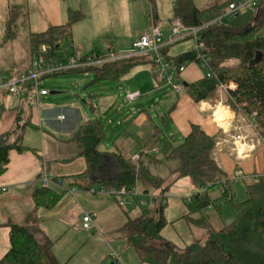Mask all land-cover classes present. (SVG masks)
Listing matches in <instances>:
<instances>
[{"label": "crops", "instance_id": "1", "mask_svg": "<svg viewBox=\"0 0 264 264\" xmlns=\"http://www.w3.org/2000/svg\"><path fill=\"white\" fill-rule=\"evenodd\" d=\"M119 2L125 3V7L129 6L130 9L122 8L125 15L120 20L113 22L111 25L113 34H106L105 37L111 42L112 46H108V48L112 51L128 50L134 40L147 29L145 28L146 24H143L137 28L135 34H130L127 31L135 14L134 7L131 6L129 0H86L85 7L83 3L78 6L75 0H28L29 23L27 24L30 30L29 36L34 32L45 31L50 26L67 23L70 9L87 12V14L83 12L85 16L80 19L81 21L93 17L94 22H96L97 19L94 17L96 14L100 17H114L115 5ZM142 6L143 3H141ZM90 9L94 12H91ZM124 17L126 19L130 18L128 24L123 22ZM163 17V13L158 11V19L155 22L163 27L164 35L168 37L172 31L171 18L173 12L170 14L168 21ZM80 20L77 21V25ZM150 20L152 23V18ZM109 22H112V19ZM93 33L94 29H90L89 35L92 38L89 36L87 38L92 42L89 45L86 36L78 34L77 29L76 32L73 29L72 41L68 43L71 48L67 46L68 50L83 55L91 53L96 46ZM170 49L169 46L168 52L171 57L180 54H172ZM148 65L150 64L134 66L131 71ZM187 66L184 69L183 76L180 75L179 79L189 83L203 77L197 65L191 66L188 64ZM151 68L159 85L164 84L155 75L153 66ZM126 76L119 80L97 84L103 85L101 87L103 89L98 90V92L90 90L95 94L93 98L96 106L95 113H102V117L107 114L110 117L108 122L114 124V119L109 115L115 110L119 112L116 124L109 128L105 125L107 135L100 145L102 150H119L129 159L141 154V161L152 174L169 179V177L174 176L173 172L179 165V162L177 164L173 159L167 158L170 147L181 142L191 132L192 125L197 124L208 134L215 135L218 141H222L220 146H215L213 155L229 177L237 168L238 171H242L244 174L240 179L255 174H264V146L259 147L249 158L243 160H238L232 151L231 142L226 139L230 138L227 135L228 132L233 134L231 132L233 131L232 126H234L232 122L236 113L222 102L221 97L195 102L185 91H174L176 98H171L173 102L165 106L169 114L165 116L162 109H160V113L157 112V117L162 120V125H159L154 120L156 117L149 114L146 108L142 107L140 110L133 108L128 113L119 104L115 89L107 83L121 81ZM141 76H145L144 73ZM126 83L136 87L134 91H140L141 97L145 92H156L153 90L152 81L147 82V84L137 81L132 84L131 81H123L124 87H127ZM126 89L130 90L131 88L127 87ZM88 93L87 95H89ZM32 97L33 95L30 98L31 100H33ZM81 97L82 101L85 102V98ZM165 100L166 98L163 97L158 101L163 103ZM129 102L133 103L132 101ZM140 105L142 104L140 103ZM32 110L34 111L33 117L31 116ZM19 113H22L21 120L23 122H26L29 118L35 120L38 126L32 127L36 129L39 135L36 132L34 133L40 138L30 135V139L35 142H29L30 145L24 143L28 149L22 152L16 149L11 150L7 170L0 175V187H7L6 191L0 193V259L10 248V222L26 226L41 242H52V249L56 257L59 261H66L68 264H105L108 249L114 250L113 245L119 247L117 242H121V247L125 251L127 240L122 228L130 218L138 217L141 214L143 208L141 206L142 198L139 194L146 190V187L138 182L135 194L127 195V202L124 205L119 203V197L117 196L108 193L91 194L85 189L90 185L99 186L102 184L100 181L113 180L117 176L119 165L113 155H106L102 163L89 175L85 185L78 186V190L74 194L66 193L56 185L49 187L64 192L61 200L54 208L36 207L33 198L34 190L43 186L42 175L45 166L48 173L64 179L68 184H72L75 175L86 170V159L78 155V146L73 139L80 124L91 119L85 110V106L80 102H68L58 110L53 104L46 103L44 109L40 110V106L31 107L28 100L22 102L21 96L11 98L8 95L3 97L0 95V133L13 128ZM216 115L221 123H225L227 117L229 122L222 126L216 119ZM25 132L24 138H26ZM187 178L189 177L177 180L163 196L166 205L164 215L167 223L161 230V236L180 249L187 248L195 241L203 242L208 236L204 228L193 226L188 221V214L195 209L192 195L197 190L191 179L188 180ZM91 182H94V184H89ZM158 191L160 189L151 193L158 195ZM219 193V191H215L216 195ZM232 195H235L233 187ZM224 199H220L216 204L210 205L201 212L218 229L226 225L225 219H229L227 212L232 208L228 200L224 202ZM217 204L222 206L220 211L216 207ZM131 210L135 211V214H131ZM86 211L96 213L94 222L97 229L84 228L83 217ZM69 234L68 242L63 243ZM111 260L112 264H117L112 257ZM142 264L147 263L142 262Z\"/></svg>", "mask_w": 264, "mask_h": 264}, {"label": "trees", "instance_id": "2", "mask_svg": "<svg viewBox=\"0 0 264 264\" xmlns=\"http://www.w3.org/2000/svg\"><path fill=\"white\" fill-rule=\"evenodd\" d=\"M150 1L153 8L151 15L155 22L158 19L156 1ZM233 1H216L201 9L197 6V0H174L172 21L178 18L186 27L199 29L200 41L204 43L202 51L208 60V69L212 72V76L205 74L183 87L195 102H200L221 97L219 83L233 82L236 87L223 93L222 102L231 106L236 113L254 118L256 128L264 133V36L259 35L260 29L264 27V0L259 1L252 17L237 24L225 20L226 12ZM82 18L81 10L70 9L67 23L31 33L29 38L32 61L43 43L48 45L47 55L54 60L58 59L60 51L65 48L63 45L72 41L74 24ZM172 44L163 46L161 51L178 69L181 65L199 63L195 49L171 57L168 47ZM258 53L261 58L252 62ZM149 55L151 56L150 53L123 55L112 61L83 65L80 68L43 76L41 79L65 73L92 72L93 77L86 86L89 88L103 82L119 80L140 64H150L158 74V67ZM230 60H238V63L228 64ZM21 71L24 70L15 73L0 70L7 78L14 77ZM22 89V102L28 100L31 107H35L34 97L33 100L30 99L33 83L23 85ZM88 94L84 101L95 111V94L93 91ZM34 111L32 110V117ZM21 118L22 113H19L13 128L0 133V175L7 170L11 150L22 152L28 149L24 145L26 127L38 126L33 118L27 119L26 122ZM106 135L105 123L100 117L88 119L80 124L73 139L78 146V155L86 159L87 168L83 173L75 175L72 183L84 186L89 175L102 163L105 156L111 154L118 162L119 172L113 180H102L100 183L115 189H134L137 183L141 182L146 187V193L160 189L154 203L151 206L141 205V214L130 218L122 228L127 242H131L143 263L264 264V174L247 177L252 179L246 183L247 198L232 203L236 217L218 229L201 212L222 198H225L224 202L234 201L232 182L235 179L229 178L213 155L217 141L215 135H210L200 125L193 124L191 132L169 149L167 158L179 162L178 168L173 172L174 176L169 179L152 174L142 161L137 167L132 159L126 158L119 150H102L100 145ZM183 177H189L197 190L192 195L195 209L188 214V221L193 226L204 228L208 236L204 242L195 241L187 248L180 249L164 240L161 230L167 223L163 196L172 184ZM217 187L220 192L218 195L214 191ZM63 194L64 192L54 188L42 186L34 190L33 198L36 207L52 209L59 203ZM216 207L219 211L222 208L220 204ZM9 226L10 248L0 259V264H68L56 257L52 242L39 241L24 225L10 222Z\"/></svg>", "mask_w": 264, "mask_h": 264}, {"label": "rangeland", "instance_id": "3", "mask_svg": "<svg viewBox=\"0 0 264 264\" xmlns=\"http://www.w3.org/2000/svg\"><path fill=\"white\" fill-rule=\"evenodd\" d=\"M27 1L28 0H0V70H4V71L10 70V72L15 73L18 70H25L26 68H29L32 65V58H31L32 54H31L30 38H29L30 30L27 24L29 23V15H28L29 7L27 4ZM129 1H131V6L134 7L133 9L135 10V14H134L132 23L131 24L129 23V27L127 31L130 34H135L137 28L142 26L143 24H146L145 28L148 29L151 26V24L154 22L152 15H150V13H152V10H153L151 1L150 0H129ZM155 1H156L155 3H156L157 13L158 11L162 12L164 15L163 19H166L168 21L170 14L173 12L172 9L174 7L173 5L174 0H155ZM216 1L223 2L224 0H197V6L203 9V8L210 6ZM75 2L78 4V6H80V3H83L84 4L83 6L85 7L86 0H75ZM141 3H143L142 7H141ZM148 4H149V8H148ZM87 5L89 6V3ZM122 8H125L128 10L130 9L129 6L125 7V3L119 2L118 4L115 5L116 12H114V17H109V16L100 17V16H97L96 14V16L94 15V17L97 19L96 22H94L93 17H90L89 19L85 18L82 21L80 20L78 25L76 24L77 22L75 23L73 27L74 31L76 32V29H77L78 34L80 33V35L82 36L85 35L86 40L89 45H91L92 40H88L87 37L89 36L92 38V36L89 35V32H90V29H94L93 36L95 37L96 46H95V49H92L91 53H88V55L96 54L99 56H104L112 52V49L108 48V46H112L111 42H109L106 39L105 35L113 34L111 32V25L113 24L115 20L118 21L125 15V13L122 12ZM90 11L94 12L91 9ZM82 12L87 14L86 11H82ZM84 13H83V16H85ZM253 15H254V9L249 5H244L240 8L239 14L237 16H234L232 18L225 17V20L229 21V23L231 24H237L241 21H244L252 17ZM151 18H152V23L150 20ZM68 19H69V15H68ZM111 19H112V22H109ZM129 21H130V18L129 19H126L125 17L123 18V22L125 23L127 22L128 24ZM161 28H162V32L164 35L163 27L161 26ZM171 34H172V31L170 35ZM170 35L168 37H165L164 35V42H168ZM259 35L264 36V27L260 29ZM195 45H196L195 40L192 37L185 38L183 40L173 42L172 45H169L171 48L170 53L179 54L181 52L194 49ZM63 46L67 47L68 44L63 45ZM132 46L128 49H131ZM114 52H119V51H114ZM148 57H152V56L149 55ZM237 63H238V60L228 61V64H237ZM194 64L199 67L201 71V76H204L206 74V71L196 62H193L190 65L192 66ZM187 67L188 66H186V68ZM142 73H144L145 76H141ZM183 73L184 71L180 72L179 76L180 75L183 76ZM138 74H140V76H138ZM155 75L158 76V79H160L161 82L163 81L159 72L158 74L155 72ZM92 77H93L92 72L70 73V74L65 73V74H60L56 76L46 77L42 81V85H44V87L48 89L49 94L41 97L42 102H40V110L44 109V106L46 103L53 104V106L59 110L63 107L65 103L80 102L85 106V110L87 111L88 115L91 118H96L99 116L100 118L103 119L107 128L112 127L114 124H116V120L119 116L118 110L112 111L110 113L109 116H112V118L114 119V124H110L108 122V118L110 117H108L107 114L104 115V117H102V113H99V112L95 113V111H93V109L90 107V105L86 101L85 102L82 101L81 96H83L84 98L86 96L88 97L87 93L90 90H95L96 92H98V90L103 89L101 88L103 87V85H97V86L95 85L89 88L86 87L87 84L92 79ZM123 81H131V83L133 82L132 84H134V82L136 81L139 83H145V84H147V82L152 81L154 85L153 90H155L156 92L154 93H152L153 91L145 92L143 93L142 97L138 98L137 101H134V102L132 101L133 103H130L125 94L127 90L126 88L129 87L131 88L130 89L131 91H134L136 87L132 86L130 83L129 84L126 83L127 87H124ZM180 81L183 82L181 79ZM107 84H110L113 86V88L116 91L119 104H121L123 106V109L127 110L128 113L130 109L135 108V109L140 110V108L144 107L148 110L149 114H153L156 117L154 120L159 125H162V120L159 117H157V112L160 113L161 112L160 109H162L164 110V113H165L164 115L167 116L169 113L165 106L171 104L173 102L172 100L176 98V95L170 86L164 85V84L159 85V83L154 78L153 70L150 65H148L147 67H143V68L133 69L129 73V75L123 78L121 81L110 82ZM51 91H56V93H52ZM227 91L228 90H224V91L220 90L221 99H222L223 93L225 94ZM163 97L166 98L165 102L163 103L159 102L158 100L162 99ZM140 103L142 105H140ZM35 105L38 107L37 104ZM229 107L231 110H233L231 106ZM233 111L236 113L235 110ZM243 116L244 114L242 113L235 114L234 120L232 122V125H234L232 126V130H233L231 131L232 133H235L234 131H237V127L239 126L237 125V123L240 122V119ZM34 132L38 134L36 129H34L32 126L27 127L26 132H25L26 138H24L25 144L30 145L29 142L31 143L35 142L30 139V135H35L38 139L40 138V136H37ZM216 142H218V139ZM173 161H175L178 164V160H173ZM237 171H238V168L237 170L236 169L234 170V173L230 175L229 178L236 177ZM187 179L189 180V178ZM251 181L252 179H249V178H245V179L235 178V180L232 182V187L234 189L235 195H234V201L228 200V203H230L229 205H231L232 208L230 211L228 210L227 212L229 219L227 220L225 219L226 224H229L236 217L232 203L242 201L247 198L246 183L251 182ZM218 190L219 189L217 187L214 191H218ZM131 214H135V211L131 210ZM92 229H95V228H92ZM197 236H201V235H197ZM69 238H70V234L67 236V238L64 240L63 243H67ZM117 244L119 247H117L116 245H113V248L117 253L120 254L123 260V263L125 262L126 264H138V263L142 264L140 255L137 252V250L134 248V246L131 245V242L129 241L128 243L126 242L125 251L123 247H121L122 246L121 242H117ZM108 250L111 251L110 248ZM109 251L105 257L106 258L105 264H112Z\"/></svg>", "mask_w": 264, "mask_h": 264}, {"label": "built area", "instance_id": "4", "mask_svg": "<svg viewBox=\"0 0 264 264\" xmlns=\"http://www.w3.org/2000/svg\"><path fill=\"white\" fill-rule=\"evenodd\" d=\"M260 0H234L228 11L226 12V17L232 18L239 14L240 8L244 5H249L253 9L257 8ZM199 29L193 27H186L180 19H174L172 21V34L168 42H164V35L162 28L158 23L153 22L151 26L143 31L141 35L134 40L131 49L124 50L121 52H110L104 56L93 55H83L79 52H70L68 47L63 48L58 55V59L54 60L53 57L48 56V45L46 43L41 44L37 56L32 61V65L24 71H21L16 76L7 78L4 74L0 72V95L3 97L8 95L9 97H20L22 93V86L25 84L33 83V97L35 104L40 106L41 97L48 95L49 91L42 85V77L48 76L53 73H58L73 68H77L83 65L96 64L102 61H112L120 56L128 54H151L155 65L158 67V72L163 79L164 85H168L175 92L184 91L183 82L177 78V75L184 71L185 65H181L179 69L173 64L172 61L167 60L165 55L162 53L161 49L166 44H170L179 40H183L188 37H192L195 40L194 49L197 52V59L199 60V65L206 71L207 76H212V72L208 69L209 63L206 55L203 53L204 43L200 41ZM64 54V55H63ZM63 55V56H62ZM236 85L233 82L229 83H219L220 90L234 89ZM140 91H126V97L129 101H134L141 97ZM229 106V105H227ZM230 108V107H229ZM219 114V113H218ZM217 114V115H218ZM216 115V119H217ZM62 117H64L62 115ZM218 120V119H217ZM219 123H221L218 120ZM229 122V118L225 120V123H221L224 126ZM237 131L233 134L229 132L227 135L230 136L227 141L231 142L232 151L238 160L247 159L251 154L258 149L259 146H264V133L260 132L256 128V123L254 118L244 115L241 117L240 122L237 123ZM221 139V138H220ZM222 141L216 142L215 146H220ZM132 161L139 167V162L141 161V154H137L132 158ZM243 176L242 171H237L236 177L231 178H241ZM42 182L44 187H52L54 185L58 186L62 191L70 194H74L78 190V186L75 184H68L64 179L56 177L54 174L48 173L46 171V166L44 167V174L42 175ZM86 191L91 194L97 193H108L119 197V203L124 205L127 200L126 196L129 194H135V188L115 189L113 187H107L104 184H100L98 187L94 185L87 186ZM7 190V187H0V193ZM142 198L141 204L151 206L155 197L154 193H146L142 191L139 194ZM96 213L85 212L83 217V226L86 229H97L94 222ZM110 256L118 263L124 264L119 254L112 250Z\"/></svg>", "mask_w": 264, "mask_h": 264}, {"label": "water", "instance_id": "5", "mask_svg": "<svg viewBox=\"0 0 264 264\" xmlns=\"http://www.w3.org/2000/svg\"><path fill=\"white\" fill-rule=\"evenodd\" d=\"M261 58V54L258 53L256 58L252 62H257ZM187 84V82H183V85ZM52 93H56V91H51Z\"/></svg>", "mask_w": 264, "mask_h": 264}, {"label": "bare ground", "instance_id": "6", "mask_svg": "<svg viewBox=\"0 0 264 264\" xmlns=\"http://www.w3.org/2000/svg\"><path fill=\"white\" fill-rule=\"evenodd\" d=\"M87 66H89V65H87ZM83 67V66H82ZM78 68H80V67H78Z\"/></svg>", "mask_w": 264, "mask_h": 264}]
</instances>
